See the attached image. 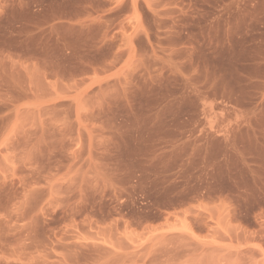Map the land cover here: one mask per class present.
<instances>
[{"label":"rangeland","instance_id":"obj_1","mask_svg":"<svg viewBox=\"0 0 264 264\" xmlns=\"http://www.w3.org/2000/svg\"><path fill=\"white\" fill-rule=\"evenodd\" d=\"M0 264H264V0H0Z\"/></svg>","mask_w":264,"mask_h":264}]
</instances>
